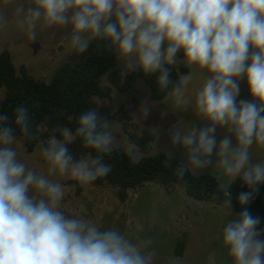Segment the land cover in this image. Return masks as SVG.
<instances>
[{"label":"clouds","instance_id":"9594fccd","mask_svg":"<svg viewBox=\"0 0 264 264\" xmlns=\"http://www.w3.org/2000/svg\"><path fill=\"white\" fill-rule=\"evenodd\" d=\"M14 15L30 40L37 29H66L77 53L95 42L114 57L122 79L137 76L142 85L154 78L171 99L161 118L174 117L166 130L151 127L169 149L166 166L175 164L178 181L217 169L212 201L226 210L223 254L228 264H264V228L248 207L264 187V0H27ZM6 23L0 15V27ZM139 110L146 120L154 110L149 98ZM76 124L52 130L63 139L41 140L26 105L12 116L0 112V264H156L151 239L133 242L63 210L64 186L49 177L88 185L110 174L105 156L118 147L112 122L98 109ZM17 131L36 141L47 175L19 157ZM77 138L94 157H74L68 144ZM127 155L133 164L141 159L132 149ZM236 181L247 190L236 196L241 211L233 214Z\"/></svg>","mask_w":264,"mask_h":264},{"label":"rangeland","instance_id":"374dc122","mask_svg":"<svg viewBox=\"0 0 264 264\" xmlns=\"http://www.w3.org/2000/svg\"><path fill=\"white\" fill-rule=\"evenodd\" d=\"M19 4L26 6L27 0H11L10 3L0 0V15H4L7 20L6 25L0 27V53L5 49L10 51L18 72L25 68L35 79L50 82L56 72L79 53L71 48L66 29H37V38L30 40L16 23L14 9ZM118 63L115 61L113 70H119L116 66ZM139 79L128 91L113 89L111 100H96L99 105L109 107L114 114L122 105L132 107L133 123L129 131H125L123 122L118 117L111 121V130L116 138L117 149L125 152L132 149L141 156L143 154L138 147L129 140V134L139 135L142 130H151L152 126H160L166 130L174 117L161 118L160 109L165 104L171 107V99L167 96L159 101L153 100L150 87L145 81L141 85ZM102 83L104 86L108 84L106 77ZM198 83L197 77L190 84V91ZM241 89V96H246L244 84ZM3 97L4 89L1 88L0 98ZM145 98H149L154 110L143 120L139 105ZM13 147L30 168L47 175V164L40 149L28 153L20 137H16ZM160 153L169 155L163 137L160 142L153 141L151 145V155ZM204 174L219 179L218 170L214 167ZM49 178L64 186L62 207L67 214L89 219L105 229H116L133 242L151 239L153 243L150 247L157 253L156 264H228L220 244L227 219L226 210L210 202L189 197L179 185L171 193H167L160 184L147 182L130 189L129 198L123 202L110 185H80L77 181L60 175ZM182 238L187 243L183 256L179 257L176 255V246Z\"/></svg>","mask_w":264,"mask_h":264},{"label":"trees","instance_id":"16d2710c","mask_svg":"<svg viewBox=\"0 0 264 264\" xmlns=\"http://www.w3.org/2000/svg\"><path fill=\"white\" fill-rule=\"evenodd\" d=\"M115 61L108 53L98 50L94 42L87 52L74 56L72 61L63 65L50 82H44L30 76L25 68L18 72L10 51L5 49L0 53V89H4V97L0 98V112H7L12 116L15 107L26 105L32 118L33 131H39L41 140H47L53 135L57 139H63L60 132L53 133L52 130L58 127L74 130L78 117L92 108L101 111L110 121L118 117L128 132L133 123L132 107L122 105L114 114L109 107L99 105L96 100H111L113 89L128 91L139 79L137 76L122 79L119 70L112 69ZM104 77L108 83L106 86L102 83ZM145 82L151 89L153 100L159 101L168 96L157 88L154 78ZM16 137L23 139L28 153L39 149L36 141L26 139L19 131L16 132ZM129 140L143 154L139 163H131L127 152L116 149L105 156V163L111 164L112 171L106 177L92 182L93 185H110L123 202L129 198L130 189L147 182L160 184L167 193H171L179 185L189 197L218 205L219 202L212 201L218 182L215 176L188 175L185 181H178L174 175L175 164H165L168 155H151V145L155 141L151 130H142L139 135L129 134ZM68 147L76 159L95 156V151L84 148L79 138L69 143ZM246 190L239 181L231 186L234 204L231 210L235 213L241 211L235 198ZM248 207L253 216L260 218L259 227L264 228V187H261ZM186 243L185 238L177 242V256H183Z\"/></svg>","mask_w":264,"mask_h":264}]
</instances>
